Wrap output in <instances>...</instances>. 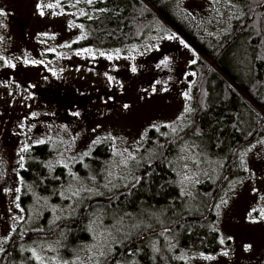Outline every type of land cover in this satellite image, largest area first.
<instances>
[{
    "label": "trees",
    "instance_id": "1",
    "mask_svg": "<svg viewBox=\"0 0 264 264\" xmlns=\"http://www.w3.org/2000/svg\"><path fill=\"white\" fill-rule=\"evenodd\" d=\"M232 4L236 7H230L225 0L220 3L211 0L204 4L205 12L192 13L182 8L179 0H97L93 8L107 11L91 19L81 14L75 18L83 36L68 46L72 51L92 49L117 56L137 47L149 53L162 41L171 40L164 38L169 36L187 44L195 55V63L188 65L190 79L178 84L175 94L181 87L189 86L187 102L192 111L185 114L187 127L178 136L161 122L157 127L155 119L151 118L137 131L143 139L118 134L120 144L116 147L136 157L130 164L132 171L127 187L103 196V201L75 204L74 212L62 215L59 208L69 205L61 193L66 194L68 185L76 182L73 174L82 183L100 185L104 181L102 167L110 161L112 139L110 143L102 140L95 144L88 156L73 163V168L57 162V151L49 142L30 144L17 171L21 189L17 201L19 211L11 213L13 217L19 212L23 219L11 218L16 227L0 256V264L1 257L8 252L11 253L6 264H35L29 250L38 249L42 258L44 251L36 244L38 242L51 241L61 263L84 254L94 235L87 220L97 214L93 211L97 206L111 213L132 211L145 215L141 227L130 230L131 233L112 246L113 252L105 264L118 261L120 264H181L178 257L182 254L212 255L226 245L213 228L216 205L222 195L229 196L225 186L241 176L240 151L257 142L264 144V0H232ZM215 13L227 16L220 21L217 33L211 32ZM159 24H164V28ZM167 55V52L156 54L146 71L137 72V76L129 79L137 98L148 100L147 92L152 93L151 85L156 81L161 83L156 84L155 94L169 87L166 83L171 80L169 69L182 58L175 59V55H171L164 64L162 60ZM234 60L238 69L232 67ZM41 94L50 97L48 91ZM161 94L156 96L161 98ZM123 95L104 97L100 105L119 110ZM74 110L76 114V109H71L72 113ZM100 113L102 111L91 119L102 120ZM114 118L122 119L119 115ZM153 124L155 128L151 127ZM92 126L85 124L86 128ZM187 139L207 149L206 157H211L215 164L201 157L199 165L188 163L184 168L185 160L180 155L184 144L177 145ZM7 149L5 154L12 151ZM5 161L3 164H9L10 158ZM186 171L192 179L181 184V174ZM137 177L140 180L136 184ZM222 181L224 186L218 188ZM186 201L198 208H186ZM32 206H37V211L32 212ZM22 225H26V230L19 232ZM165 232L174 235L168 243L164 237H159ZM157 234L159 236L153 240L152 236ZM57 241L60 246L54 248Z\"/></svg>",
    "mask_w": 264,
    "mask_h": 264
},
{
    "label": "rangeland",
    "instance_id": "2",
    "mask_svg": "<svg viewBox=\"0 0 264 264\" xmlns=\"http://www.w3.org/2000/svg\"><path fill=\"white\" fill-rule=\"evenodd\" d=\"M95 1L97 0H94V3ZM207 1L211 0H179V3L182 8L197 13L205 12L206 9L203 6ZM94 3L88 5L85 0H0V8L8 13L6 17H0V23L4 25L0 27V108L5 110V115L0 117V143L6 140L18 122L24 119L27 121V124L25 123L16 131L17 142L16 144L14 142L12 151L9 150L11 152L5 154L0 146V160L5 161L10 158L9 164L3 168L0 165V240L4 237L9 239L16 227L11 222L13 210L6 207L5 200L12 206L17 205L16 197L19 193L15 192V188L19 187L20 183L17 171L21 157L28 152L30 144L40 140L49 142L57 151L55 155L57 162L73 168V163L85 158L83 153L90 154L95 146L92 143L94 140L99 139L100 142L108 140L110 143L112 139L110 144L113 149L109 150L110 163L107 161L102 167L104 181L100 185L82 183L77 180H74L76 181L74 183L71 182L65 195L75 191L81 185L92 188L93 191L81 193L83 198L67 199L71 207H60L59 212L62 215L74 212L75 204L79 205L89 200L103 201V196L117 192L129 183L132 171L130 164L134 160L128 161L127 168L120 163L126 159L128 152L117 148L120 144L118 134L134 138V140L140 139L141 135L137 131L142 130L150 118L155 119L157 127L159 122L171 126L167 128L185 123L184 119L179 121L177 117L185 116L184 108L188 102L184 93L187 92L189 95V86L181 87L177 94L175 91L179 89L176 87L178 84H184L190 79L187 69L188 65L195 60L192 50L189 47L185 48L181 40L175 38L167 42L162 41L158 47L149 50V53L137 47L131 51H123L117 56L111 53H105L102 56L100 52L92 49L90 52L84 51L85 49L72 51L68 46L83 36L75 18L82 12L88 18L99 16L100 12L93 8ZM41 11L43 15L40 14ZM225 17L227 16L224 13H215L211 32L217 33L218 25ZM159 26L164 28V24ZM163 52L168 53V58L171 55H175V59L182 58L179 64H173L169 69L171 80L166 82L169 87L166 91L163 89L159 91L160 94L162 93L161 98L156 96L159 92L155 94L150 91L147 92L148 96L146 95L148 100L137 98V93L130 86L129 79L132 75L137 76V72L145 70L152 61V57ZM109 55L111 59L108 58ZM132 67L136 68L135 73L131 71ZM232 67L238 69L236 60L233 61ZM166 74L169 75L168 72ZM109 76L113 77L112 81H109ZM153 84L152 87L156 86ZM42 91H52V93H49L50 97L47 98L43 97ZM111 93L118 96L124 94L121 97V99L124 98L121 109L117 110L112 106L100 107L102 98L114 96ZM160 99L163 100L160 101ZM83 100L90 101L95 109L92 114L80 118L72 113L71 109H75L73 106L75 104H82ZM124 105H128V108ZM101 111L102 120L91 119L93 115ZM118 115L122 119L115 120L114 117ZM85 124L93 126L86 128ZM183 144V149L186 150L180 155L185 160L184 168L188 166V163L199 165L201 157L215 164L211 157H206L207 149H203L198 143H189L187 139L178 143L177 146L180 147ZM25 146L27 151L21 152L20 149ZM120 152L122 155L119 154ZM201 153L204 156H198ZM238 162L241 176L225 186L229 196L222 195L219 198L217 204L220 207H216L213 221V228L226 245L212 255L182 254L178 257L181 264H264V220H260V210H264L263 141L240 151ZM204 164L207 162L205 161ZM109 172L113 174L111 179L116 187L112 185L104 187L108 182ZM181 176L183 180L185 176H190V173L186 171ZM220 184L224 186V181ZM191 194L193 195V192ZM224 200L227 204L222 203ZM37 204H40V201ZM186 204V208H198V206L194 208L187 201ZM253 208L258 209L253 213V217L260 220L258 223L251 222L252 218L248 216V212ZM31 209L34 212L38 207L32 206ZM93 211L97 214H92L87 220L93 234L108 230L116 238V242L131 233L130 230H136V225L141 227L144 224L143 213L132 211L111 213L108 209L99 206ZM15 217L19 218L20 213L16 212ZM25 230L26 225L18 228L19 232ZM159 235L152 236V239L156 240L158 236H162L167 242L174 236L166 232ZM96 243L94 235H91L84 254L66 261L75 260L77 264H95L94 261L89 262L87 257L95 252L92 246ZM36 244L41 245V248L43 247L41 250L44 252L41 258L38 249L29 250L35 264H63L59 262L51 241ZM246 244L251 245L249 251L244 250ZM5 246L6 243L0 244L4 250ZM23 246L27 247L26 244ZM56 246L60 244H55L54 248ZM3 252H0V256ZM33 252L36 253L35 256ZM207 257H213V259H207Z\"/></svg>",
    "mask_w": 264,
    "mask_h": 264
},
{
    "label": "snow or ice",
    "instance_id": "3",
    "mask_svg": "<svg viewBox=\"0 0 264 264\" xmlns=\"http://www.w3.org/2000/svg\"><path fill=\"white\" fill-rule=\"evenodd\" d=\"M85 2L88 5H92L94 3V0H85ZM215 2L216 3H220L221 0H215ZM225 2L228 3L230 7H236V5L232 4V0H225ZM48 7H52V5H48ZM96 11H98V12H105V11H107V9L101 8V9H96ZM7 14L8 13L3 8H0V17H6ZM40 14L43 15L44 13L41 11ZM81 15H85V13L82 12ZM89 19H91V17H89ZM3 26L4 25L2 23H0V27H3ZM164 38H167V39H175L174 36H169V37H164ZM181 43L184 44V47L185 48L188 47V45L185 44L183 41H181ZM84 51L90 52L91 50L90 49H85ZM100 55L103 56V55H105V53L101 52ZM108 58L111 59L112 57L109 55ZM25 63H27V61H25ZM162 63L167 64V59L165 58V60H163ZM193 63H195V61H193ZM131 71L133 73H135L136 72V68L135 67H132ZM108 79H109V81H112L113 77L109 76ZM155 83L156 84H160L161 82L160 81H156ZM166 90L167 89H165V91ZM145 91H147V90H145ZM156 91H157V89H156V87L154 85L152 87V92L155 93ZM184 96H185L186 99H189L190 98L187 92L184 93ZM124 107L125 108H128V105H124ZM191 111H192V109L189 108L188 105H185L184 113L187 114V113H190ZM76 115H78V114H76ZM183 119H184V116L183 115H181L180 117H177V120H179V121H182ZM151 127L155 128L156 126L153 124ZM163 127H171V126L170 125H163ZM185 127H187V125H177L176 127H172L171 130H172V132L174 134H176L178 136L180 132H183L184 131V128ZM156 130L159 131L158 128ZM146 134H147V132H145V135ZM196 134H198V133H196ZM162 135H164V134L162 133ZM109 138H111V137H109ZM141 139H143V136L141 137ZM99 142H100L99 139H97V140H94L92 143L93 144H97ZM37 143L43 144V143H45V141L40 140V141H37ZM113 143H115V140L114 139H113ZM160 147L161 148H164L165 146L164 145H160ZM193 147H195V146H193ZM184 150H186V149H181V151H184ZM20 151L21 152L27 151V146H25L24 148H21ZM125 151H127V150H125ZM119 154L122 155V153H119ZM83 155L86 157V156L89 155V153L88 152H85V153H83ZM135 159H136V157L133 156L131 154V152H129L127 158L124 159V160H122L120 163L125 168H127L128 167V161L129 160H135ZM22 160H23V157H21V161ZM20 167L21 168L24 167L23 163L20 164ZM108 176H109L108 182H107V184L104 185V187H108L109 185H112V187H116V185L112 183V179H111V177L113 176V174L111 172H109L108 173ZM73 178L74 179H77V180L79 179L74 174H73ZM93 179H95V178L93 177ZM191 179H192L191 177L185 176L184 179L181 180L180 183L181 184H184V181H190ZM139 180H140V178L137 177L136 178V183H138ZM196 182L198 183L199 181H196ZM125 186L127 187V185H125ZM134 186H135V184H133V187ZM69 187L71 188L72 186L70 185ZM6 191H8V190H6ZM20 191H21V189L19 187L15 188V192L16 193H20ZM92 191H93L92 188H89L87 186L81 185L80 187H77L75 191H71L67 195H65V193H61V195L65 199H71L72 197L82 198L81 197V193H84V192L90 193ZM182 194H183V189H182ZM16 200L17 201L19 200V196L16 197ZM222 203L227 204V201L224 200V201H222ZM16 206H17V208L20 207L19 204H17ZM69 207H71V205ZM216 207L219 208L220 205L217 204ZM21 211H23V209H21ZM257 211H258V209L253 208V209H251L248 212V216L250 218H252L251 219V222H253V223H258V222H260V220H264V210H260V220H257L255 217H253V213L254 212H257ZM12 219L18 221L19 219H23V217H19L18 218V217L13 216ZM135 227H139V225H136ZM14 230L15 229H13V231ZM105 232L107 234H105ZM105 232H100L98 234H94V239L97 240V243L92 246V248L95 249V252L93 253V255L87 257V260L89 262L94 261L95 264H105V261L108 259V256L113 252L112 245L114 243H116V238L112 235V233L110 231L105 230ZM229 239H231V237H229ZM7 242H8V237H4L2 240H0V244L7 243ZM57 243H59V241H57ZM120 243H122V241ZM221 243H223V241H221ZM250 248H251V245H248V244L244 245V250L245 251H249ZM154 250H155V246H154ZM3 251H4V249L2 247H0V252H3ZM33 255L35 256L36 253L33 252ZM224 255H227V253H224ZM207 259H213V257H207ZM63 264H77V261H75V260H73V261H63ZM117 264H120V262L118 261Z\"/></svg>",
    "mask_w": 264,
    "mask_h": 264
},
{
    "label": "flooded vegetation",
    "instance_id": "4",
    "mask_svg": "<svg viewBox=\"0 0 264 264\" xmlns=\"http://www.w3.org/2000/svg\"><path fill=\"white\" fill-rule=\"evenodd\" d=\"M165 58L167 59V62H169V58L168 56H165L164 57V60ZM163 61V60H162ZM52 93V91H49L48 92V95L50 96V94ZM112 95H114L113 93H111ZM46 96V95H45ZM47 97V96H46ZM76 109V114H78V117L80 118H83L87 115H90L93 113L94 109H95V106L91 105V102L88 101V100H83L82 101V104H75L73 105ZM102 107V106H100ZM74 113H75V110H74ZM5 115V110L1 109L0 108V117L4 116ZM26 123V119H24L23 121H20L18 122L15 126H14V129L12 131L11 134L8 135V137L6 138V140L2 143H0V146L2 147V151H7L8 149L7 148H13L14 146V142L16 144L17 142V139H16V136H15V133L17 130L21 129V127ZM3 160H0V165L2 166V168L4 166H6L5 164H3ZM5 203H6V207L7 208H10V210H13L14 212L15 211H19L17 206L16 205H11L9 201L5 200Z\"/></svg>",
    "mask_w": 264,
    "mask_h": 264
},
{
    "label": "water",
    "instance_id": "5",
    "mask_svg": "<svg viewBox=\"0 0 264 264\" xmlns=\"http://www.w3.org/2000/svg\"><path fill=\"white\" fill-rule=\"evenodd\" d=\"M172 142H173V141H172ZM170 143H171V141L168 142V144H170ZM222 182H223V181H222ZM136 184H137V183H136ZM219 187H221V184L218 186V188H219ZM131 189H132V187L129 188L127 191H125L124 194L127 193V192H129ZM120 195H121V193H120V194H117L116 196L113 197V199L119 197ZM214 195H215V194H214ZM111 200H112V199H111ZM10 253H11V252H8L7 254L4 255V257L2 258L3 260H2V262H1V264H6L7 257L10 255Z\"/></svg>",
    "mask_w": 264,
    "mask_h": 264
}]
</instances>
